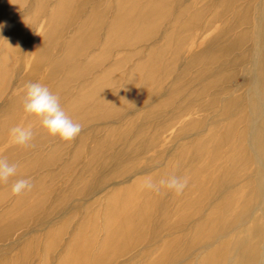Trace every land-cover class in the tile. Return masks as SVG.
I'll list each match as a JSON object with an SVG mask.
<instances>
[{"label": "rangeland", "instance_id": "1", "mask_svg": "<svg viewBox=\"0 0 264 264\" xmlns=\"http://www.w3.org/2000/svg\"><path fill=\"white\" fill-rule=\"evenodd\" d=\"M9 1L0 158L32 188L12 196V181L0 183V264H43L47 238L59 236L47 259L57 264L93 233L136 241L101 264H264V0ZM58 7L63 18L50 25ZM130 15L139 21L124 31ZM28 82L46 85L81 125L71 142L25 116ZM18 124L33 130L27 146L9 136ZM173 175L187 179L182 194L145 188ZM136 184L131 201L112 199ZM122 206L125 225L107 228Z\"/></svg>", "mask_w": 264, "mask_h": 264}, {"label": "clouds", "instance_id": "2", "mask_svg": "<svg viewBox=\"0 0 264 264\" xmlns=\"http://www.w3.org/2000/svg\"><path fill=\"white\" fill-rule=\"evenodd\" d=\"M22 110L26 117L37 119L50 137L71 142L81 132V125L66 114L59 97L40 82H28L24 85ZM9 136L16 145L27 146L33 138V130L31 127L18 124L9 130ZM16 174L17 165L0 158V183L12 181L10 184L12 196L22 195L32 188L30 178H15ZM186 184V178L173 175L156 183L149 180L145 188L155 192L166 188L179 195L184 191Z\"/></svg>", "mask_w": 264, "mask_h": 264}, {"label": "bare ground", "instance_id": "3", "mask_svg": "<svg viewBox=\"0 0 264 264\" xmlns=\"http://www.w3.org/2000/svg\"><path fill=\"white\" fill-rule=\"evenodd\" d=\"M65 1L66 0H62V2L60 4V6L62 5L61 7L66 8V6H64V5H66ZM14 3H15V1H13L11 3V1H9V0H0V5L3 4L2 6H4L3 9H5V11H10L11 9H13L12 6L14 5ZM64 8L61 9L58 7L57 11H54L52 13L51 18L49 20L50 25H53V26L57 25L58 24L57 23L58 18H60V17L63 18ZM151 11H152L151 8H149V10H147L143 7V12L141 13L140 17L142 19L146 20L151 15ZM116 15H115V18H116ZM112 17H113V15H112ZM127 17L128 16H125V18H127ZM196 17L198 18V16H196ZM129 18H131V21H130L131 23L128 21L129 24H126L122 27V28H124V31L128 28V25L133 23L132 21H134V20L139 21L138 20L139 17L138 18L132 17L130 15ZM195 20H196V18H195ZM195 20L191 19L192 22L189 21V24L193 23ZM125 23H127V20H125ZM156 25H155V27L158 28V24H156ZM22 35H23V32H21L20 34H17V35L11 34L9 42H8V48H12L14 46V43L17 41V39L19 37H21ZM112 36H113L112 32L109 29L108 33H107V39H111ZM49 37H50L49 34L45 35L44 37L41 38V40H42L41 42H43V43L46 42ZM120 39L122 40L123 45L125 44V42L126 43L129 42V38H127L126 36L123 37L121 35ZM170 40L166 43L167 46L170 43ZM132 41H134V40H132ZM142 41L143 40H141L139 42H142ZM139 42H138V44H139ZM118 43H119V41H118ZM116 47L119 49L120 46L117 45ZM124 47L125 46H123V48ZM121 48H122V46H121ZM103 51L105 52L106 55L107 54L109 55L111 53V48H109V46L108 47L106 46L103 49ZM137 67H138V65H137ZM137 67L134 71V72H136V75H135L136 78L133 80V81H135V83H136V80L137 81L139 80L138 77L140 76V73H137V72L141 69V67H138V68ZM152 71H154V69H152ZM262 71L264 72V70H262ZM130 84L134 85V83L127 84V86L124 89V93H127L128 90L133 88V86H130L131 88L128 86ZM254 91H256V90H254ZM232 128H234V127H232ZM231 130L232 129H230L229 131L231 132ZM224 137H225L224 139H221V142L228 141L229 133L227 132V134ZM243 138H244V133H243L240 140L242 141ZM261 143H262V141L260 142L259 146L264 150V145H262ZM242 147L244 148L243 145H242ZM135 188H137V184L132 185L130 188H127L123 193L116 192L115 194H113L112 199L118 201L119 203H124L125 201L129 202L132 199L129 194L131 191L135 190ZM109 208L114 209V207L111 208L110 204H109ZM124 209L125 208L122 206V208H120V209H115L116 211L114 212V214L112 216H109V218H108V216H106L107 228H110L112 225H116V226H118V228H122L125 225L126 220L124 219V216H125ZM123 213H124V215H123ZM105 234H107V232ZM132 236L133 235L124 236L123 234H120V235H112L111 237H109L107 235L101 241H98L97 237L95 236L94 233H93V235H91L89 238H86V239H85L84 234L82 236L79 235V236L75 237L76 239H73V244L72 245L70 244L66 248L65 255L63 256L62 260H60L57 264H101L102 262L105 261V259H104L105 255H107V253L109 251L116 252L119 250H122V251L124 250L127 252L130 249L131 242L133 241L134 244L136 242L135 240H133ZM56 238H57V240H55ZM56 238L55 239H51L50 237L47 238L46 243L44 245V261L45 262L43 264H47L48 255L52 249V246L55 243L57 244V241L62 240V237L56 236ZM166 252H167V247H165V249L163 250L164 254ZM211 260H212V257H210L209 261H211ZM254 264H256V262Z\"/></svg>", "mask_w": 264, "mask_h": 264}]
</instances>
